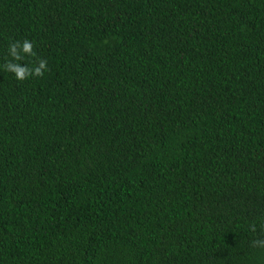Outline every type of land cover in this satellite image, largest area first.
Segmentation results:
<instances>
[{
	"label": "trees",
	"instance_id": "obj_1",
	"mask_svg": "<svg viewBox=\"0 0 264 264\" xmlns=\"http://www.w3.org/2000/svg\"><path fill=\"white\" fill-rule=\"evenodd\" d=\"M24 39L0 264H264V0H0Z\"/></svg>",
	"mask_w": 264,
	"mask_h": 264
},
{
	"label": "clouds",
	"instance_id": "obj_2",
	"mask_svg": "<svg viewBox=\"0 0 264 264\" xmlns=\"http://www.w3.org/2000/svg\"><path fill=\"white\" fill-rule=\"evenodd\" d=\"M35 43L30 39L13 40L9 43L7 56L0 69L10 73L17 81H24L32 77H42L48 69L47 60H39L31 66L23 62L25 57H35Z\"/></svg>",
	"mask_w": 264,
	"mask_h": 264
}]
</instances>
